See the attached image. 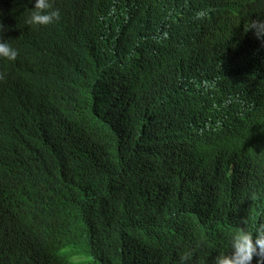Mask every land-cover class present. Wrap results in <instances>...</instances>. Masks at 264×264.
Segmentation results:
<instances>
[{
	"label": "trees",
	"instance_id": "16d2710c",
	"mask_svg": "<svg viewBox=\"0 0 264 264\" xmlns=\"http://www.w3.org/2000/svg\"><path fill=\"white\" fill-rule=\"evenodd\" d=\"M121 1L55 2L59 23H26L46 60L0 82V264H177L185 249L214 264L235 227L264 223L262 170L230 175L204 119L234 95L206 61L241 0L180 10L192 55H156L182 71L169 85L120 62L105 16Z\"/></svg>",
	"mask_w": 264,
	"mask_h": 264
},
{
	"label": "clouds",
	"instance_id": "9594fccd",
	"mask_svg": "<svg viewBox=\"0 0 264 264\" xmlns=\"http://www.w3.org/2000/svg\"><path fill=\"white\" fill-rule=\"evenodd\" d=\"M71 0H0V82L8 83L12 72L22 76L45 66L46 52L32 41L27 24L47 27L60 22L55 2ZM192 0H122L108 11L105 22L115 35L111 46L125 53L120 62L150 72L152 83L171 84L182 71L169 59L156 55L171 52L180 62L191 49L179 35L177 15L190 9ZM241 10L219 24L230 39L217 60H208L212 71L226 80L233 96L214 97L205 107V122L215 119L211 133L218 158L230 175L244 171L264 174V0H241ZM23 3V10L19 9ZM28 14V15H27ZM27 15V18H26ZM201 17L207 12L201 11ZM27 23V24H26ZM149 46V47H147ZM123 57V55H122ZM153 66V67H149ZM244 154L248 164L236 158ZM246 225V220L242 221ZM264 264V223L253 230L235 227L227 251L214 264ZM193 250L178 255L177 264H192ZM206 264V260L201 261Z\"/></svg>",
	"mask_w": 264,
	"mask_h": 264
}]
</instances>
